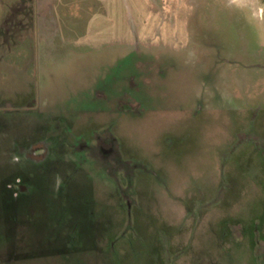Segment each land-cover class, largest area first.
I'll return each mask as SVG.
<instances>
[{
	"label": "rangeland",
	"instance_id": "rangeland-1",
	"mask_svg": "<svg viewBox=\"0 0 264 264\" xmlns=\"http://www.w3.org/2000/svg\"><path fill=\"white\" fill-rule=\"evenodd\" d=\"M31 1L0 0V264H264V0H39L15 41Z\"/></svg>",
	"mask_w": 264,
	"mask_h": 264
},
{
	"label": "crops",
	"instance_id": "crops-1",
	"mask_svg": "<svg viewBox=\"0 0 264 264\" xmlns=\"http://www.w3.org/2000/svg\"><path fill=\"white\" fill-rule=\"evenodd\" d=\"M44 3L39 2V0H32L31 3L29 4L30 6V23H29V27L25 30H27L25 32L24 27H23V22H22V18H19L16 20L15 23V32H10V36L11 38H13V40H17L18 42L24 41V39L29 36V35H36L37 40H43V41H47L49 39L48 37V31L50 28V24H52V18L54 16V13L50 12L51 9L55 8V2L52 1L51 4L47 3L45 5H43ZM17 5V4H16ZM13 7V6H8ZM46 8V12H40V9ZM5 14V18H6ZM5 18H4V22L1 23L0 26V30L2 32V27L5 24ZM6 27V26H4ZM81 36V35H79ZM48 38V39H47ZM1 39V37H0ZM47 47V45L45 46ZM129 57V56H128Z\"/></svg>",
	"mask_w": 264,
	"mask_h": 264
},
{
	"label": "flooded vegetation",
	"instance_id": "flooded-vegetation-1",
	"mask_svg": "<svg viewBox=\"0 0 264 264\" xmlns=\"http://www.w3.org/2000/svg\"><path fill=\"white\" fill-rule=\"evenodd\" d=\"M17 3H19V2H17V1H12V2H10V5H9V6H14V5H16Z\"/></svg>",
	"mask_w": 264,
	"mask_h": 264
},
{
	"label": "trees",
	"instance_id": "trees-1",
	"mask_svg": "<svg viewBox=\"0 0 264 264\" xmlns=\"http://www.w3.org/2000/svg\"><path fill=\"white\" fill-rule=\"evenodd\" d=\"M63 1H67V0H63ZM79 2H84V1H87V0H77ZM119 4H121V1L119 0ZM122 8V7H121ZM123 9V8H122Z\"/></svg>",
	"mask_w": 264,
	"mask_h": 264
},
{
	"label": "clouds",
	"instance_id": "clouds-1",
	"mask_svg": "<svg viewBox=\"0 0 264 264\" xmlns=\"http://www.w3.org/2000/svg\"><path fill=\"white\" fill-rule=\"evenodd\" d=\"M59 182H60V181H59V180H57V184H59Z\"/></svg>",
	"mask_w": 264,
	"mask_h": 264
}]
</instances>
